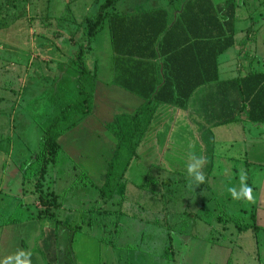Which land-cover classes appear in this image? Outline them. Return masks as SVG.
Here are the masks:
<instances>
[{
    "label": "rangeland",
    "instance_id": "1",
    "mask_svg": "<svg viewBox=\"0 0 264 264\" xmlns=\"http://www.w3.org/2000/svg\"><path fill=\"white\" fill-rule=\"evenodd\" d=\"M144 1L125 2L131 3V7L136 4L149 6L153 3V0ZM100 2L102 0H0L2 225L9 220L10 215H20L21 211L11 204L18 201L15 195H25L27 205L32 203L30 198L41 202L36 198L33 182L22 179L19 163H24L40 148L45 126L59 107L65 101L80 98L75 86L78 75L75 61L80 52L79 45L87 40V20L96 15ZM247 3H252L259 9V12L253 11L249 20H246L245 30L247 34L253 30L250 39L253 41L254 35V38L258 37V31L264 34L263 27L258 29L264 18V0H249ZM239 6V15L246 16L248 11L246 13ZM118 9L117 5L112 10L117 12ZM245 16L243 17L246 19ZM256 21L260 23L252 26ZM103 23L90 42L91 48L102 37H106V22ZM89 47L85 45L80 53L83 64L88 69L93 60V52ZM255 64L253 67L264 69L261 61L257 66ZM92 80L93 76L88 74L80 77V82L90 91ZM77 118L74 115L71 121ZM64 131L56 139V155L45 169L44 180L40 181L41 195L49 203H45L42 198L44 203L40 204L43 208L53 210L57 221H66L72 227L98 238L100 264H136L139 261L150 264V259L152 264H246L250 254L253 255L251 262L264 264V230L251 232L237 228V224L249 221L248 213L241 212L242 209H247L248 202L242 198H233L229 192L230 188L240 192L242 172L246 174L247 185L249 181L252 186H259L264 177V168L255 163L254 157L262 155L264 162V151L224 150L225 134L228 133L225 130L215 134L216 150H165L163 155L160 154L161 150H155L151 158L153 163L156 162L154 165L160 161L175 168L169 172L154 169L146 173L153 180L171 179L173 182L170 195L175 196L178 201L171 203L169 200L167 205L177 206L181 210L187 196L189 199L192 197L189 206L193 202L197 209L190 214V218L183 217L182 213L173 214L170 210L167 214H155L153 210L165 205V200L152 199L142 209L133 207L132 214L122 217L120 225H117L115 198L119 195V188L114 190L111 199L102 200L98 197L100 195L95 185L102 180L103 175L100 173L99 178L91 175L90 178L84 161L90 155H77L81 150H106V154L111 156L114 138L110 133L105 140H97L78 133L76 129L66 134H63ZM174 141L173 139L172 142ZM184 141L192 143L189 139ZM201 158L204 162L199 170L205 177L202 184L216 196L221 210L229 213V219L215 207V210L210 209L213 208V203L208 202L203 186L194 195V187L198 188L201 184L193 182L188 173V165L195 164ZM125 163L126 151L121 150L120 166L124 167V171L128 166ZM125 172L119 183L126 179H141L143 174V171L135 174L133 171ZM148 188L151 190L152 186ZM154 190L157 193L164 189L157 185ZM252 194L257 197L258 188H253ZM236 207L239 209L232 215V209Z\"/></svg>",
    "mask_w": 264,
    "mask_h": 264
},
{
    "label": "crops",
    "instance_id": "2",
    "mask_svg": "<svg viewBox=\"0 0 264 264\" xmlns=\"http://www.w3.org/2000/svg\"><path fill=\"white\" fill-rule=\"evenodd\" d=\"M125 1L114 0L112 9L117 5L119 9L117 12L112 10V14L124 15L138 10L162 7L167 11L168 22H171L180 6V0H155V2L153 0L149 6L136 4L135 7H131V3ZM224 1L212 0L217 7ZM235 1L237 7L235 9L233 44L217 57V80L196 86L181 106L175 103H159L157 105L147 129L137 145L136 155L125 169V171H133V174L143 171L142 178L126 179L124 182H118L115 187V189L119 188V195L115 198L118 214L117 225H120L122 217L132 214L133 207V209H142L152 199L165 200V205L158 206L153 210L155 214H167L170 210L173 214L182 213L183 217L190 218V214H193L197 209L193 202L192 206H189L192 197L189 199L187 196L184 198L181 210L177 206L167 205L169 200L171 203L178 201L175 196L170 195L171 187H174L172 186L173 182L171 179L170 181L167 179L153 180L148 178L149 175L146 173L154 169L169 172L175 168L170 167L173 165L163 164L160 161L154 165L156 162L153 163L151 158L155 150H161V155L165 150H216L215 134L225 130L228 133L225 134L224 150L264 151V125L260 126L258 123L248 121L245 118V111L238 115L236 111L240 98L238 84L240 87L246 88L245 83L241 82L243 76L250 70L264 72V69L259 70L253 67V64L256 63L257 66L259 61L264 66V34L262 31H258V37L254 38L256 36L254 35L253 41H250L253 30L250 28V32L246 33V20H249L253 11L259 12V9L252 3H247L249 0ZM239 5L246 13L248 11L246 16L239 15ZM104 22H106V37H102L95 47H89L93 52L91 66L89 69L86 68L88 75L93 76L89 113L83 116L77 115L79 117L73 126L65 130L63 134L76 129L78 133H83L91 139L105 140L110 136L106 124L111 121L112 117L119 113H132L142 103V97L136 90L145 91L151 83L152 76L155 79V84L162 80V56L157 53L153 59L146 60L148 64H153V73L146 65L136 66L127 63L123 57L111 52L107 18L104 19ZM261 22L263 25L259 24L260 21H256L255 24L252 23V26L259 24L258 29L264 28V18ZM251 45L253 46L251 47ZM190 70L196 72L194 66L189 68ZM236 79L241 80L238 82L235 81ZM236 115L239 116L237 120L216 123L220 119ZM173 139L174 142H172ZM185 139L191 140L192 143H186ZM204 152L206 153V151ZM106 153V150H81L77 153V155H90L89 159H84L90 178L92 176L99 178L100 173L104 177L107 159L110 156ZM254 158L255 163L264 168L262 155ZM125 171L123 175H125ZM102 180L95 186L100 185ZM157 185L164 190L156 193L154 187ZM149 186H152L151 190L148 188ZM202 186L208 202L213 203V208L210 207V209L215 207L217 211L230 217L229 213L221 210L216 196L207 191L202 183L198 188L196 186L195 189L193 188L194 195L201 190ZM248 186L252 189L258 188V195L255 197V203H247V209L241 210L249 215V221L244 222L247 227L241 230L247 229L251 232L264 230V177H262L259 186H252L249 181ZM164 194L166 199L165 196H162ZM18 195H15L18 201L11 202V204L12 207L21 211L20 215H10L4 225L0 224V264H18V260L21 262L28 260L30 264H100L98 238L77 227H72L65 223L66 221L63 223L57 221L53 210L50 214H45L41 210L43 209L41 204L37 200L35 202L34 198H30L32 203L27 205L26 196ZM112 197L113 194L109 198H100L104 200ZM126 203L132 205L128 206ZM238 209L237 207L232 209L231 214L234 215ZM250 224L253 225V228ZM249 258L253 259V255L250 254ZM250 259L246 264H258L251 262ZM136 264H144V262L139 261ZM150 264H152L151 259Z\"/></svg>",
    "mask_w": 264,
    "mask_h": 264
},
{
    "label": "trees",
    "instance_id": "3",
    "mask_svg": "<svg viewBox=\"0 0 264 264\" xmlns=\"http://www.w3.org/2000/svg\"><path fill=\"white\" fill-rule=\"evenodd\" d=\"M114 0H102L98 4L96 15L86 24V42L79 45L76 57L78 75L75 86L80 98L65 101L52 115L40 140V148L24 163H19L23 180L33 182L34 191L42 202L41 184L43 174L56 155L57 137L73 126L74 115L89 113L91 91L81 82L80 77L88 74L81 58L82 48L90 46L95 33L107 18L111 52L123 57L127 63L138 66L143 64L154 70L153 59L158 53L162 56V80L151 83L145 91L136 90L142 97V103L132 113H119L112 117L106 128L115 140L111 156L107 160L106 170L100 185L99 197H110L123 176L124 167L120 166L121 150L126 151V163L136 155V148L159 103L183 105L192 90L201 83L217 80V57L233 44L235 0H225L215 6L212 0H180L176 16L168 22L167 11L162 7L143 9L124 15L112 14ZM84 49V48H83ZM196 72L189 71L191 67ZM241 79L235 81L240 82ZM238 84L240 98L237 115L245 111V118L252 123L264 122V72L250 70ZM220 119L216 123L237 120L239 116ZM79 117V116H78ZM78 119V118H77ZM41 195V196H39ZM47 203V198H43ZM50 214L45 207L42 210ZM229 219V217H226ZM247 224H237L241 230ZM253 228V225L250 224ZM49 264V263H46Z\"/></svg>",
    "mask_w": 264,
    "mask_h": 264
},
{
    "label": "clouds",
    "instance_id": "4",
    "mask_svg": "<svg viewBox=\"0 0 264 264\" xmlns=\"http://www.w3.org/2000/svg\"><path fill=\"white\" fill-rule=\"evenodd\" d=\"M203 159H197L195 164H189L188 165V173L189 175L192 177L193 182L196 185H199L201 183L204 182V174L199 170L200 169V165L203 163ZM246 174L245 173H241V189L240 192L237 193V191L234 188H230L229 192H231L233 198L235 199H244L246 200L248 203H255V197L252 194V188L249 187L246 183ZM18 264H30V261L25 260V261H19L18 260Z\"/></svg>",
    "mask_w": 264,
    "mask_h": 264
}]
</instances>
